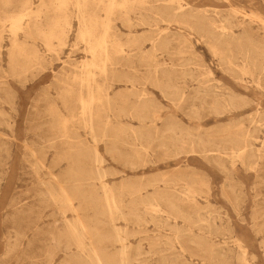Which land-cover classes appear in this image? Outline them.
<instances>
[{"label":"bare ground","instance_id":"bare-ground-1","mask_svg":"<svg viewBox=\"0 0 264 264\" xmlns=\"http://www.w3.org/2000/svg\"><path fill=\"white\" fill-rule=\"evenodd\" d=\"M0 3L7 6L11 0H0ZM261 12L258 7H251L247 11L234 3L222 10L201 7L193 0H39L36 5H33V0H17L14 8L0 9V53L3 27L7 26L8 74L21 78L32 69L43 67L38 50L20 40L19 33L25 37H38L48 50L55 52L57 46L64 44L75 19V44L82 43L87 53L70 70L62 67L59 74H54L57 84H60H55L59 88V91L56 90L57 96L67 113L62 112L55 101H46V110L53 115H50L49 123L53 129L49 141H54L56 137L64 140V144L74 142L73 139L80 140L79 133L73 128L77 122L86 130L93 144L85 146V143L76 141L79 145L60 147L55 156L58 161L67 157L65 172L61 173L62 177L52 174V184L42 181L45 184V199H42L58 205L64 216L62 227L57 225L50 228L51 242L43 264H54L56 252L67 255L71 249L75 252L67 255L59 264H151V258L157 264L254 263V254L249 251L245 235L237 234L234 223L226 217L227 213L209 201V186L205 178L191 174L193 171L190 170L191 173H161L144 180H124L115 187L104 179L105 171L101 168L103 156L96 143L113 138L132 142V151L139 159L157 140L163 154L173 157L176 165H181V157L187 153L199 154L205 161L212 160L225 171L229 193L223 196L229 200L234 213L240 216L243 198L238 193L237 184L242 183L233 180V172L237 169L235 162L238 161L246 170L264 172V112L260 109L261 97H253L223 83H206L210 78L193 76L189 67L180 70L176 67H183L188 62L175 63L162 57L164 53L190 51L195 42L205 43L223 68L229 69L236 79L241 80L243 88L251 85L262 95L264 16H261ZM116 21L128 28L144 26L147 30L122 38L114 30ZM147 42L149 47H142ZM116 57L125 60L127 66L137 72L134 75H116L113 68L118 63ZM132 58L136 60L135 65ZM139 67L143 69L142 73H138L141 70ZM202 72L210 74L207 68ZM187 75L199 82L192 95L177 84L179 78ZM119 78L132 83L133 89L111 95L110 81ZM2 83L0 81V91L4 88ZM134 83L143 85L135 88ZM146 83L159 89L173 108L190 106L187 113L189 118L198 121L201 110L206 107L208 114L217 117L225 115L231 120L211 130H202L201 125L195 123L197 131H193L175 119L174 113L163 114L162 105L148 95L144 86ZM43 96H48V93L45 91ZM0 101L10 103L11 97L8 94L4 97L0 93ZM246 105L254 108L246 119L250 125L244 123V119L235 117ZM120 116L135 118L140 122L139 127L119 125V121L114 119ZM0 120H4L1 110ZM159 121L162 123L160 127L157 126ZM125 135L128 140H125ZM31 150L35 151L33 148ZM36 161L39 165L42 162L37 155ZM136 164L129 161L131 167ZM159 182L166 187L172 184L178 187L170 191L161 187ZM149 187L152 190L148 191ZM123 193L129 196L127 202L121 197ZM198 196L203 197L204 202L198 200ZM87 209H93L92 217L80 214L79 210ZM66 210L74 211L76 215L67 218ZM263 213L262 207L253 209L250 218L254 231L264 235V218L260 220ZM101 214L108 218L110 225L106 229L99 226L98 216ZM117 215L132 218L138 225L149 218L157 226L154 234H145L143 238L148 244L146 251H143L141 242L131 245L128 241L129 235H137L145 230L137 226L130 231L117 225ZM52 223L54 225L55 222ZM14 234L6 249L7 254L21 244L23 233L16 230ZM262 239L260 246L264 248V237ZM107 241L117 243L116 250L109 251L105 245ZM167 249L174 250L165 252ZM145 252L150 259L141 258Z\"/></svg>","mask_w":264,"mask_h":264},{"label":"rangeland","instance_id":"rangeland-1","mask_svg":"<svg viewBox=\"0 0 264 264\" xmlns=\"http://www.w3.org/2000/svg\"><path fill=\"white\" fill-rule=\"evenodd\" d=\"M193 1L197 2L198 6L213 7L219 10L228 8L230 3L241 6L247 11H249L251 7L253 8L255 6L261 9V16H264V0ZM38 2L39 0H33V5H36ZM16 3L17 0H11V4L7 6H2L0 3V9H12ZM114 25V30L116 33L120 34L122 38H126L131 33H142L147 30L144 26L128 28L118 21H116ZM75 28L76 21L73 19L72 27L65 39L64 44L60 47L57 46L55 52L48 50L38 37H25L23 33H19L18 37L20 40H23L28 46H35V48L38 50V53L41 56L40 59L43 63V67L41 69H32V72L29 71L21 78H18L7 73V44H9V42L7 37V26L3 27V38L0 53V81L1 83L3 81L2 86L4 88L0 91V93L4 97L5 94H8V97H11V102L9 103L8 101H0V110L2 111L4 119L0 120V264H43L46 261L48 245L51 242L49 231L53 229L52 226L59 225L57 227H62L64 216H62L58 205L52 202H45L46 200H44L45 197L43 195L45 184H43L42 181L44 180L45 182L51 183L52 174L62 177L61 173L65 172L63 169H66L67 157L58 161L56 160L55 156L57 154V150L60 147L66 145H79L76 141H81V144L85 143V146H90L93 144V141L86 133V130L77 122L73 124V128L77 130V133H79L80 140L73 139L75 140V143L69 141L68 143L66 142L64 144V140L58 137L53 139L54 141L50 140L51 142L48 139L51 136L53 129L49 123L53 115L47 112L46 101H55L57 107L61 109L62 112L67 113L61 99L57 96L56 90L59 91L58 86H60V84H57L58 82L56 81L55 77L57 74H59V70H61L62 67L70 70L72 65L77 64L81 59L87 56V53L83 50V44H75ZM148 45L149 43L147 42L142 47L147 48L149 47ZM162 58L167 60L170 59L175 63L181 62L183 60L188 62L187 65H183V67L181 65L176 67L179 68V70L180 68L189 67L193 76L210 78V80L206 81V83L219 82L235 89H241L243 92H246L253 97L260 96V109L264 112V94H259V92L253 89V87H251L249 84V86L243 88L241 80L236 79L229 69L223 68V65L220 63V61L216 57L212 56L208 46L205 43L195 42L190 51L187 49V51L184 53H180L179 51V54L164 53ZM115 60L118 61V63L113 67L114 71H116V75H118L117 73H127L134 75L135 72H137L135 69L129 68L127 63H125L126 61L122 58L116 57ZM132 61L135 65L136 60L132 58ZM139 68L141 70L138 71V73H142L143 69L141 67ZM206 68L210 71V74L208 75L206 72H202L201 74L200 72ZM54 74L56 75L54 76ZM53 80L56 83L53 82ZM110 82L111 86L109 88V93L111 95L122 91L123 93H127L133 89L132 83L121 78L113 79ZM245 83L247 84V82ZM55 84L58 86H55ZM177 84L184 87L188 95H192L194 88L198 86L199 82L197 79H190L187 75L185 78H179L177 80ZM134 85L136 88L141 87L143 84L134 83ZM151 85V83H146L144 86L148 90V95L156 102L160 103L159 105H162L163 114L168 112L174 113L175 119L180 121L183 126L190 127V129L193 131H197V123L201 125L202 130H211L219 127L220 125H224L231 120L225 115H219L217 117L213 116L212 114H208L206 107L201 110V116L198 121H196L195 118H189L187 113L190 112V106H183L181 109L173 108L170 101H168L166 97L162 96L160 90L155 88L154 85ZM45 91L48 93V96H46L47 98L43 96ZM49 96L52 99H50ZM130 98L132 99L133 97L130 95ZM164 106L167 107L163 108ZM75 107L77 108V106ZM240 111L235 114V117L239 118L240 120L244 119V123L247 124V115L253 113L254 108L246 105L242 111ZM115 120L119 121V125L128 124L133 128H138V125H140L138 120L128 116H120V118L114 119V121ZM161 125L162 123L159 121L157 126L160 127ZM248 125H250V123H248ZM122 127H119V130H122ZM123 129H125V127H123ZM125 134L127 135V133ZM125 136H123V139H125ZM125 140H128L127 136ZM96 146L103 156L101 168L103 167L102 169L105 171L104 179L115 187H117L120 182H124V180H144L151 176H155L156 174L162 175L161 173H165V175L168 173V175H175L180 172L189 171L191 173L193 171L191 174L205 178L209 186V201L212 202L214 206L220 207L221 209H219L221 211L227 213L226 217H229V219H231V221L234 223L237 234L245 235V240L248 244L249 251L254 254V258L252 259L254 262L253 264H264V248L260 246L263 244L262 238L264 235L261 232L254 231L253 226H251L252 221L250 218V213H252L253 209H257L259 207L264 209V172L255 173L250 169L246 170L241 167L238 161L235 162L237 169L233 172L232 177L234 181H240V183H242L241 185L237 184V187L238 193L243 198L241 204V215L238 216V214L234 213L235 211L231 207L229 200L225 198L226 196L224 193H229L227 191L228 181L225 177L226 173L210 159H207V161H209L207 162L205 161L206 159L199 154L187 153V155H183L181 157V165H176L173 161V157L163 154V149L158 147L157 140H154L151 143L149 151L144 153L139 159L135 157L132 151V142L130 143L124 140L119 141L118 139L116 140L113 138V140L107 139L106 141L105 139L98 141ZM31 148H33L35 151L32 152ZM38 149L39 151H37ZM36 155L41 158V166L36 161ZM129 157L134 160L130 159ZM130 160L135 161L137 164L134 167L129 166ZM33 165H36L37 167H33ZM187 165L188 167H186ZM48 179H50V181H48ZM48 183H46V185ZM159 185L163 188L169 189L170 191L175 190V187H178V185L173 184L166 187L162 184V182H159ZM94 190L96 191V188H94ZM150 190H152V188L149 187L148 191ZM177 193L179 194V192ZM121 197L124 202H127L129 199V196L125 193L121 194ZM198 200L204 202L205 199L201 196H198ZM44 202L47 204H44ZM74 203L75 205L77 204L76 201H74ZM92 211L93 209H87L85 211L79 210L80 214L85 215L87 218L92 217ZM48 212L49 214L47 215ZM50 212L55 215L51 216L52 214ZM75 213L76 212L74 211L66 210L65 216L67 218H72L76 215ZM262 218H264V213L260 217V220ZM98 219L99 226H101V228L106 229L109 227L110 224L107 222L108 218L105 214L99 215ZM53 221L55 222L54 225L52 223ZM47 223H49V227ZM115 223L121 227H125L130 231H132L134 228H137V226L140 229H144L145 231L141 232L140 234H131L128 236V241L131 243V245H136L141 242L143 251L148 249L147 240L143 239L145 234L152 235L157 230V226L149 218L143 219L140 225H138L133 222L132 218H124L121 215H117ZM35 227L38 228L35 229ZM14 230H18L23 233L21 244L15 251L7 254L5 252L9 243L14 238ZM26 237L29 238V240ZM26 241L29 242L26 243ZM230 243L232 244V242ZM116 244L117 243L109 241L105 242L106 248L111 252L116 250ZM20 247L21 249H19ZM172 250L174 249H167L165 252H170ZM73 252L75 251L71 249L68 251L67 255L71 256ZM67 255H64V253L61 251L56 252L54 254L53 263L59 264V262H61L65 257H68ZM15 257L17 258L15 259ZM33 257H35L34 260ZM143 257L147 260L150 259V256L146 252L141 255V258ZM150 263L157 264L154 263L152 258L150 259ZM172 264L174 263L172 262Z\"/></svg>","mask_w":264,"mask_h":264}]
</instances>
